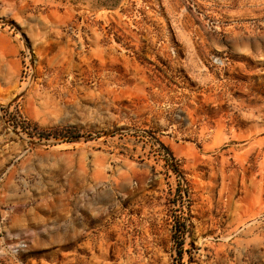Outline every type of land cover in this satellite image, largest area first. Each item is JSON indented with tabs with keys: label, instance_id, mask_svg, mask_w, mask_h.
Returning <instances> with one entry per match:
<instances>
[{
	"label": "rangeland",
	"instance_id": "rangeland-1",
	"mask_svg": "<svg viewBox=\"0 0 264 264\" xmlns=\"http://www.w3.org/2000/svg\"><path fill=\"white\" fill-rule=\"evenodd\" d=\"M0 264H264V0H0Z\"/></svg>",
	"mask_w": 264,
	"mask_h": 264
}]
</instances>
